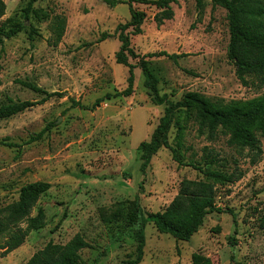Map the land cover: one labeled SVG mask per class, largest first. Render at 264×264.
<instances>
[{"label": "rangeland", "instance_id": "obj_1", "mask_svg": "<svg viewBox=\"0 0 264 264\" xmlns=\"http://www.w3.org/2000/svg\"><path fill=\"white\" fill-rule=\"evenodd\" d=\"M3 1L0 25L19 22L22 29L9 39L0 37V107L10 100L43 97L21 82L60 95L0 118V207L16 201L25 184H50L36 205L45 210V227L32 231L7 255L0 252V264H24L47 243L63 245L76 234L90 246L80 251V264H121L134 258L140 210L163 211L182 180L204 177L178 165L167 148L152 156L144 174L140 171L136 148L149 139L165 105L152 103L139 68L134 69L129 97L104 101L95 110L73 106L74 101L90 107L97 98L126 87L127 67L116 63L115 54L120 46L116 28L130 19L127 5L38 0L25 18L28 0ZM133 7L146 14L142 33L130 36L136 54L184 55L176 63L166 57L147 59L160 95L176 102L186 92H198L224 103L264 95L260 80L248 77L244 85L235 76L227 57L229 30L223 8L213 7L211 0H176L171 4L173 17L156 26L155 6ZM40 11L48 14L41 21L35 17ZM104 35L108 37L99 41ZM258 140L260 151L232 146L221 133L208 139L185 113L174 115L168 142L181 162L204 166L211 154L219 163L210 169L234 176L232 183L215 185V201L232 210L235 221L229 214L207 216L188 242L159 234L148 223L139 264H191L197 252L212 264H264V135Z\"/></svg>", "mask_w": 264, "mask_h": 264}, {"label": "trees", "instance_id": "obj_2", "mask_svg": "<svg viewBox=\"0 0 264 264\" xmlns=\"http://www.w3.org/2000/svg\"><path fill=\"white\" fill-rule=\"evenodd\" d=\"M38 0H28L24 9L25 18L33 4ZM176 0H104L115 7L118 4H126L130 19L128 22L119 24L116 28L117 39L120 43L115 54L117 64L127 67L128 76L126 87L114 94L106 93L97 98L92 106L87 107L73 101V106L83 110H95L104 101L116 97H129L134 84V69L139 68L143 77V86L148 90L151 101L155 105H165L163 115L152 131L148 140L140 142L136 148V162L144 174L150 165L152 156L161 148L170 149L173 158L180 166H189L198 171L203 180L184 179L180 182L178 192L171 203L163 210L148 213L143 209L141 212V227L135 234V256L126 259L121 264H139L143 259L145 248L144 227L151 223L159 234L169 235L176 241L188 242L197 233L207 216L229 214L235 221V215L230 209L217 206L215 201V185H224L234 182L232 174L210 169L217 166L219 160L208 154L206 165L202 166L190 162L184 164L174 154L175 151L168 142V133L173 124L174 115L183 112L192 118L197 125L200 135L213 139L218 133L228 136V143L239 148H249L260 151L258 137L264 135V95L245 101L224 103L222 100L210 99L198 92H186L181 99L173 102L166 94H159L158 80L150 69L147 59L152 57H166L176 63L183 54H169L165 51L136 54L131 47L130 36L142 33V24L146 19L143 11L133 7L134 3L155 6L159 11L154 15L156 26L173 17L171 4ZM200 0H197L199 4ZM212 6H219L226 11V19L229 30V43L227 57L235 67V76L246 84V78L254 77L264 84V0H211ZM5 3L0 0V19L5 14ZM35 17L41 21L48 17L45 12H35ZM22 29L19 22H14L7 28L0 25V37L7 39L15 36ZM32 31V30H31ZM30 31V38H31ZM102 36L99 41L107 38ZM129 58L137 60L133 65ZM26 88L43 94L36 101H12L0 107V118L5 119L41 105L54 96L60 94L47 93L29 82H21ZM1 85V81H0ZM46 129V128H45ZM41 130L36 137L43 135ZM50 188V184L37 181L23 185L18 193L16 201L0 207V252L2 256L20 247L32 232L42 229L46 225V213L41 207L36 208L40 197ZM138 207L140 206L137 201ZM36 209L35 215H32ZM261 225L264 227V212L261 216ZM233 238H229L231 242ZM234 245V244H233ZM89 244L80 234H76L66 244L47 243L42 249L35 252L24 264H80V251L89 248ZM191 264H212L211 260L201 253L191 255ZM233 264H243L233 261Z\"/></svg>", "mask_w": 264, "mask_h": 264}]
</instances>
